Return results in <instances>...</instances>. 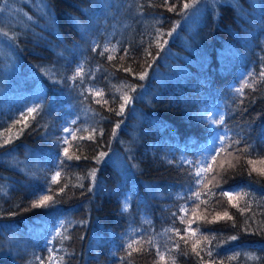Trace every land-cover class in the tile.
Wrapping results in <instances>:
<instances>
[{"label": "trees", "instance_id": "1", "mask_svg": "<svg viewBox=\"0 0 264 264\" xmlns=\"http://www.w3.org/2000/svg\"><path fill=\"white\" fill-rule=\"evenodd\" d=\"M27 1L0 0V264H264V0Z\"/></svg>", "mask_w": 264, "mask_h": 264}, {"label": "snow or ice", "instance_id": "2", "mask_svg": "<svg viewBox=\"0 0 264 264\" xmlns=\"http://www.w3.org/2000/svg\"><path fill=\"white\" fill-rule=\"evenodd\" d=\"M199 2H200V0H192L191 3H183L182 10H188L190 8H193ZM165 3L167 4V0H165ZM174 10H175V5L169 6V11H174ZM173 31H174V29H173ZM171 34H172L171 32L168 33L169 36ZM5 35H7V33H5ZM165 43H166V41H165ZM107 50L108 49L105 48V51H107ZM101 54H103V53H101ZM148 55H151V53H148ZM109 59H112V57H109ZM124 71H129L130 72L131 70L128 69V68H125ZM77 75H80V71L79 70L77 72ZM259 75H260L261 79H264V71H261ZM146 76H147V72H143V73L139 74L138 79L144 80L146 78ZM131 90L134 91L135 89L133 88ZM241 91H242V89H237V92H241ZM96 95H98V96L101 95V92H97ZM122 99H123V103L120 105L119 111L116 112V115H122L123 114L126 105L131 101L132 98L130 96H128L127 94H125L122 97ZM104 103L107 104L108 102L107 101H104ZM27 111H28V114H32L34 112H38L39 109L33 107V108H29ZM26 126L27 125L25 124V127ZM119 127H120V123H117L116 124V128H119ZM65 131H69V130L68 129H65ZM93 131H95V130H93ZM114 134H115V132L113 133V135ZM91 138L92 137H89V139H91ZM217 139H221V143L223 145L225 138H219V137H217ZM8 142H9L8 140H5L4 141L5 144H7ZM65 143H67V140H65ZM233 143L239 144L240 141L239 140H236V141H233ZM226 150H227L226 147H223V146L221 147V152L226 151ZM249 151H250V147L244 149V152L245 153H247ZM64 154H65V157L67 159H72V157L68 155V149L67 148L64 149ZM219 154L220 153H217L216 155L212 156V160L215 161L216 158H217V156ZM106 155H107V153L101 152L99 154V157L97 159L102 158V157H104ZM76 158L79 159V157H76ZM248 163L249 164H255V161L249 160ZM260 163L264 164V160H261ZM211 169H212V165H207V166L201 165L200 168L194 173V175L197 178H201L202 175L208 173L209 171H211ZM252 171L259 172L260 175L264 176V168L257 169L255 167H253ZM59 175H60V173L57 172L56 175L52 177L53 182H56L57 177H59ZM92 175L95 176V171H93ZM213 179H215V177H213ZM200 182H201L200 179H197L196 180V183H200ZM61 191H63V188H61ZM33 195H36V193H33ZM195 195H196L197 198H199L200 193L197 192V193H195ZM222 195L223 196H227L229 198V200L232 199V195H231L230 192H222ZM50 202H53V197L51 195H40L32 203L31 206H32V208L47 207V206H49ZM233 206L235 207L236 205H233ZM197 207H199V205H197ZM245 210L246 209H240L241 213H243V211H245ZM224 218L232 219V217L228 214V212H224L223 216H220L219 214H217V216L214 218V221H212V222H215V221H218V220L224 219ZM181 222H184L183 219L181 220ZM233 226H235V225H233ZM176 234L177 235H180V230L179 229H176ZM62 235H63L62 233H57V236H62ZM193 235H195V233H193ZM64 238L66 239L67 237H64ZM181 239H183V237H181ZM205 239H207V237H205ZM230 239L231 240H237L238 237L232 236V237H230ZM149 243H150V241H149ZM177 247H179V244L177 245ZM127 248L130 250V251H128V256L129 257L132 255L133 252H139L140 251V248L134 247L133 246V243H129L127 245ZM192 251L195 252L197 256H199V252L197 251L196 245H193ZM184 254L187 255L186 252ZM157 255H160L161 260L164 259V256H163L162 253H159L158 252ZM207 256L208 257H212L213 256V253H212L211 250H209L207 252ZM252 258L253 257H250V259H252ZM53 259H54V257L52 255H49V257H48L49 264H51V262L53 261ZM60 259L62 260L63 258L61 257ZM229 259L230 260L231 259H235V257H230ZM201 260H203L202 257H201ZM41 264H44V261L43 260H41ZM172 264H175V259L172 260Z\"/></svg>", "mask_w": 264, "mask_h": 264}, {"label": "rangeland", "instance_id": "3", "mask_svg": "<svg viewBox=\"0 0 264 264\" xmlns=\"http://www.w3.org/2000/svg\"><path fill=\"white\" fill-rule=\"evenodd\" d=\"M223 0H200L199 3H197L193 8H190L187 10V15L189 16L188 20H184L182 24L180 25H186L188 24V22L194 23L196 21V19H199V17H201V15L204 13V11H210L211 13H214V8L217 6V3L221 2ZM21 2H23L26 6L27 5H32L31 2H28L27 0H21ZM249 3V4H253L252 0H241L240 5L243 6L244 4ZM15 20V14L11 15L9 17V22L8 24L13 25ZM5 38L8 40L7 35H5V33L1 30L0 31V46H2V44H5L7 41L5 40ZM6 41V42H5ZM30 107V104L28 103L27 106L25 108H22V115H25L28 113V108ZM217 137H219V133L216 132L214 133L213 136L210 137V147L209 150L210 151H214L215 146L217 145ZM60 231V225L58 222H56L55 224H53V227H51V232L53 234L55 233H59Z\"/></svg>", "mask_w": 264, "mask_h": 264}]
</instances>
